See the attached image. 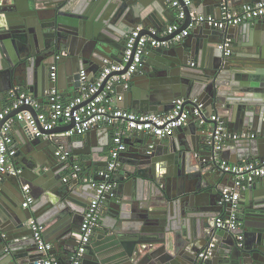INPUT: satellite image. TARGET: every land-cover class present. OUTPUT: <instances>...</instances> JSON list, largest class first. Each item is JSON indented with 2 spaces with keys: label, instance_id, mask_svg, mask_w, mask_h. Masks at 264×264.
I'll list each match as a JSON object with an SVG mask.
<instances>
[{
  "label": "water",
  "instance_id": "1",
  "mask_svg": "<svg viewBox=\"0 0 264 264\" xmlns=\"http://www.w3.org/2000/svg\"><path fill=\"white\" fill-rule=\"evenodd\" d=\"M254 1L257 0H241L240 4ZM221 2L193 0L185 8L186 22L179 31L189 26L193 15L220 11ZM166 3L167 0H0V110L9 103L7 94L16 86L26 87L44 102L53 85V64L58 66L57 86L62 92L73 88L72 96H76L81 71L94 80L105 59L121 60L125 37L134 29L140 25L145 29L156 27L153 23L167 26L162 16ZM261 20L258 25L248 22L247 27L226 29L198 25L183 41L152 50L144 66L133 74L120 106L165 113L174 107L177 98H198L206 103L208 114L216 111L225 117L232 131L255 133L252 138L229 141L222 158L239 163L263 157L264 19ZM229 34L235 41L220 48ZM23 109L37 115L31 107ZM72 127L70 124L51 132ZM177 131L192 137L182 142L178 134L154 139L144 132L135 133L136 147L127 138L129 148L122 159L125 162V158L132 157V165L124 167L127 173L117 179L123 183L117 184L113 191L116 195L108 198L107 202L114 204L101 217L83 264H264L262 181L252 183L242 193L239 210H245L240 212L243 227L219 229L216 218L226 215L231 207V203L222 204L221 198L225 189L234 186L233 175L223 173L213 159L214 144L196 120ZM92 132L63 137V145L72 148L73 158L80 154L73 148L84 146ZM22 140L23 148L17 152L15 162L20 154L35 161H25L23 166L16 163L23 169L20 175L0 172V195L6 200L0 211V264H44L45 251L28 225L32 217L44 225V235L47 231L57 251L65 246L69 255L94 193L88 181H63L71 163L60 165L43 158L37 151L43 139H31L24 133ZM159 142L162 148L157 147ZM231 144L239 149L233 158L228 151ZM85 177L89 179L90 173ZM26 184L34 198L29 208L23 207ZM238 235H244V239H238ZM212 244L209 257L200 258V253Z\"/></svg>",
  "mask_w": 264,
  "mask_h": 264
},
{
  "label": "built area",
  "instance_id": "2",
  "mask_svg": "<svg viewBox=\"0 0 264 264\" xmlns=\"http://www.w3.org/2000/svg\"><path fill=\"white\" fill-rule=\"evenodd\" d=\"M193 0H167V4L176 10V21L160 29L157 27H143L134 29L127 37L125 50L121 60L105 59L101 72L90 80L85 70L80 73L81 85L78 94L70 100H65L63 92L57 86L58 66L51 65L50 78L53 85L46 93L49 109L42 111V102L35 98L28 90L20 86L12 88L9 93V103L0 110V172L20 175L22 167L16 164L15 156L18 152L12 134L16 122L24 123V133L30 137L41 138L45 141L53 139V129L73 124V127L63 132L65 136L81 137L91 130L111 127L112 144L108 162L97 171V177H85L83 165L73 158V152L65 146L55 150L58 162L71 163L63 177L65 183L74 180H84L91 183L94 193L90 198L83 221L78 232L75 233L76 246L70 253L68 264H83L84 254L92 241L96 228L101 222L104 205L117 187L115 175L123 166L122 155L128 148L127 138L132 133H146L154 138L165 139L172 137L178 128L196 120L208 134L210 142L214 144V156L223 173H230L234 178V186L224 190L221 203H231L228 213L216 218L219 229L231 230L243 227L240 218L239 202L242 193L260 178H264V156L244 159L239 163L230 162L222 158V152L231 140L248 139L255 136L253 132H234L229 129L228 121L217 112L208 114L206 103L198 98H177L174 107L165 113L142 112L130 110L117 102L124 101L125 96L120 88L128 90L131 86L133 74L144 66L145 58L150 52L158 48H169L183 41L191 33V29L207 24L216 29H226L238 26L247 21L264 19V0L261 2L245 3L240 7L233 6L229 0H222L220 15L199 14L192 16V22L179 31L186 22L185 8ZM145 33L142 34V31ZM179 31V32H178ZM178 32V33H177ZM169 38V36L173 35ZM231 39L226 38L220 48L229 47ZM229 51H227L228 53ZM59 58V56H57ZM189 100V101H188ZM188 101V102H187ZM35 110V115L30 109ZM15 115L10 116L14 111ZM154 145L151 144L150 148ZM73 158V160H72ZM24 208H29L34 198L28 184L23 186ZM28 225L34 231V238L38 246L45 251L44 264H59L53 252V244L46 240L44 225L36 218L28 220ZM243 240L244 235H238ZM211 247L200 253V258L207 259L211 254Z\"/></svg>",
  "mask_w": 264,
  "mask_h": 264
},
{
  "label": "crops",
  "instance_id": "3",
  "mask_svg": "<svg viewBox=\"0 0 264 264\" xmlns=\"http://www.w3.org/2000/svg\"><path fill=\"white\" fill-rule=\"evenodd\" d=\"M229 1L231 2V4L233 6H236V7H240L241 5H243V4H240L241 0H229ZM261 1H263V0H257L254 2L256 3V2H261ZM246 3H251V2H246ZM210 14L219 16L220 11H219V9L214 10ZM162 16H163L165 22L168 21L167 25H169V24L173 23L174 21H176V10L169 7V5L166 3V6L163 7V10H162ZM261 21H262L261 19L260 20L247 21V22L240 24L239 26L247 27L246 25L248 22H251L254 25H258V24H260L259 22H261ZM153 24H155L157 28H160V29L165 28V27H159L156 23H153ZM225 38H230L233 42L235 41L233 34H229V35L225 36ZM20 87L22 89L28 90V89H26V87H23V86H20ZM73 91H74V89L70 88V89L65 90L63 92L65 100H70L72 97H74V96H72ZM120 91H122V94H124V96L126 97V95H127L126 90L120 88ZM7 96H8V94H7ZM122 102L118 101L117 105L123 104ZM48 109H49V103H48L47 98H45V101L42 102V111H47ZM136 111H138V110H136ZM64 127H66L65 124H63L61 127H58V129H62ZM106 129H108V127L91 130V132L92 131H94V132H92L89 140H87V142H85L84 146L73 148L74 150H78V152L80 153L79 155L76 156V159L83 165L84 175L87 173H90V177H92V176L97 177V171L99 169H101L102 167H104L105 165L101 166L98 170H96V166H98L102 163L104 164L105 160H107V158H109V153H110L111 144H112V129H110V130H106ZM189 129H190L189 131H191V128H189ZM235 132H237V131H235ZM12 134H13V137L15 139V146L17 147V149L19 151L21 148H23V140L22 139L24 137V129H23V126L20 122L15 123V125L13 126V129H12ZM177 134L179 135V137H180L179 139L182 142H185L187 139L192 137V135L190 136L189 134H185V133H182L179 131H176L175 135L177 136ZM64 136L65 135L63 134V131H59V130L56 131L52 140H49L47 142H44L45 141L44 140L43 143L40 145V147H38V149H37L38 153L43 158H46V159L49 158L54 163H58V164L62 165L60 162H58V160L55 156L54 148L56 150L57 147L64 146L63 145V137ZM84 136H86V134ZM128 138L132 139L133 147L134 146L136 147L138 145L137 136H135V133H132ZM231 141H233V140H231ZM161 146H162V142H159L157 147L162 148ZM228 147H229L228 151L230 152L229 155L232 158L238 154V151H239L238 148H235V146H232V144H231V146H228ZM90 150H91V152H90ZM93 150H95V151H93ZM71 151H72V148H71ZM223 154L224 153L222 152V155ZM132 160H133L132 157L125 158V162H123L122 168L119 170V172L116 173V175H115L116 180L115 181L117 182L118 185L123 183V182H121L122 180L117 181V179L119 177L123 176L125 173H127L124 170V167H127V169H129L130 165H132V163H131ZM25 161H27V162L30 161L32 163V161H35V159L29 157L28 155H24V154L21 155L20 154L18 156V159L16 160V163L19 164L20 166H23L24 164H26ZM260 181H262L261 183H263V185H264V178H260V179L256 180V182H260ZM227 182H228V180H227ZM231 182L232 181H230V183ZM228 186H229V183H228ZM9 188H7V190H9ZM263 188H264V186H263ZM245 191H247V190H245ZM115 195H116L115 193L112 194L113 197ZM243 198H244V196L242 194L240 201H242ZM115 200H117V199H115ZM118 200H120V199L118 198ZM5 201H6L5 197L3 195H0V211L2 210L3 204L6 203ZM117 202H119V201H117ZM110 204H114L113 201H111V202L109 201L104 205L103 215L107 214L108 209L110 208L109 207ZM240 212L244 213L245 210L244 211L240 210ZM97 231H98V229L96 228L95 233L92 237L91 243L95 241ZM46 232H45V237L48 239L49 235ZM48 241L51 242L49 239H48ZM53 246H54V244H53ZM66 251H67V249L65 246H63V247L61 246V249L60 250L58 249V251L54 246L53 252L55 253V256L58 258L59 264H68V259L70 257V254L69 255L66 254Z\"/></svg>",
  "mask_w": 264,
  "mask_h": 264
},
{
  "label": "flooded vegetation",
  "instance_id": "4",
  "mask_svg": "<svg viewBox=\"0 0 264 264\" xmlns=\"http://www.w3.org/2000/svg\"><path fill=\"white\" fill-rule=\"evenodd\" d=\"M127 37H128V35L125 37V41H126Z\"/></svg>",
  "mask_w": 264,
  "mask_h": 264
}]
</instances>
